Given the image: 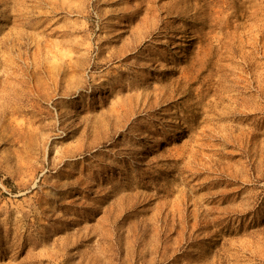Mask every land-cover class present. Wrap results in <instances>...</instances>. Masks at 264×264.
<instances>
[{
	"label": "rangeland",
	"instance_id": "374dc122",
	"mask_svg": "<svg viewBox=\"0 0 264 264\" xmlns=\"http://www.w3.org/2000/svg\"><path fill=\"white\" fill-rule=\"evenodd\" d=\"M0 264H264V0H0Z\"/></svg>",
	"mask_w": 264,
	"mask_h": 264
},
{
	"label": "bare ground",
	"instance_id": "6f19581e",
	"mask_svg": "<svg viewBox=\"0 0 264 264\" xmlns=\"http://www.w3.org/2000/svg\"><path fill=\"white\" fill-rule=\"evenodd\" d=\"M194 2V1H193ZM23 5V4H22ZM21 5V6H22ZM184 8L183 9H185V8H197V5H194V4H190V5H188V4H184V6H183ZM26 10V9H25ZM28 10V9H27ZM20 11V10H19ZM27 13V12H26ZM172 14V13H171ZM19 16V15H18ZM178 18V17H177ZM187 19V18H186ZM186 22V21H185Z\"/></svg>",
	"mask_w": 264,
	"mask_h": 264
}]
</instances>
